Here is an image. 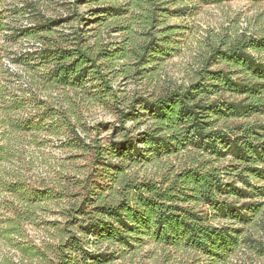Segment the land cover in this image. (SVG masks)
<instances>
[{
  "label": "trees",
  "instance_id": "trees-1",
  "mask_svg": "<svg viewBox=\"0 0 264 264\" xmlns=\"http://www.w3.org/2000/svg\"><path fill=\"white\" fill-rule=\"evenodd\" d=\"M88 2L96 6L93 44L57 32L80 17L77 13L47 17L38 12L37 0L14 6L15 17L0 11V33L33 45L8 57L7 43H0V223L5 238L42 264H113L134 257L145 240L186 256L179 264L222 262L243 243L264 253L263 241L234 227L255 221L264 227V185L254 183L264 178V122L235 121L264 108V34L243 31L212 43L196 82L131 100L132 111L147 116L150 127L112 145H92L83 136L84 106L107 100L119 106L112 80L146 78L177 32L167 17L189 8L177 7L178 0ZM19 16L26 24L16 23ZM111 29L120 33V41L105 43L103 33ZM23 65L45 67L37 85L60 92L58 97L33 93L29 81L19 83L16 93L14 85L28 74ZM91 82L104 84L108 96L90 95ZM118 111L124 129L126 122L140 118ZM42 133L68 134L65 142L90 154L93 170L33 182L11 167L19 154L13 142L23 145L29 134L35 142ZM227 156L232 164L225 166ZM149 164L155 166L153 175L136 171ZM49 205L59 209L62 221L38 222ZM37 223L49 233V242L14 243L13 236L25 240L26 224Z\"/></svg>",
  "mask_w": 264,
  "mask_h": 264
},
{
  "label": "rangeland",
  "instance_id": "rangeland-1",
  "mask_svg": "<svg viewBox=\"0 0 264 264\" xmlns=\"http://www.w3.org/2000/svg\"><path fill=\"white\" fill-rule=\"evenodd\" d=\"M21 1L5 0L0 2V11H2L3 16L11 15L13 7L20 4ZM80 1L37 0L38 12H41V15L54 18L66 17L74 13L79 14L80 17H76L71 23L60 26L57 32L62 33L61 31H64L63 33L71 35L73 37L71 40L76 36L84 37L86 41L93 44L95 39L93 35L98 33L92 15V10L96 6L88 0ZM182 5H187L189 10L180 15L173 14L167 17V24L175 26L177 32L171 39L168 50L157 56L155 58L157 61H154L148 68L147 77L139 78L135 75L129 79L118 77L112 80L111 84L121 97V104L117 106L111 100H107L105 102L89 101L87 106H84L86 133L83 136L87 137L88 143L108 146L112 145V142L123 140L125 135L137 136L138 133L150 127L151 122L141 112L132 111L133 108L130 107L132 99L142 95L157 96L171 88L188 87L191 83L196 82L198 74L206 67L209 60L212 43L232 40L237 33L243 31L255 35L264 34V0H178L177 7H182ZM11 17L15 16L11 15ZM83 18L85 21H82ZM18 19L19 22H16L18 24L26 21L20 16ZM37 20L38 17L35 16L33 21L36 22ZM112 30L104 31L105 43L120 41V33ZM3 41L7 43L8 57H11L13 52L21 49V47L33 49L32 43L24 46L21 40L10 39L5 33H0V43ZM213 67H218V64H214ZM21 68L26 69L28 74L23 75V78L14 85L16 93L19 90L17 87L20 85L19 83L29 81L33 84V93L37 92L51 98L58 97L60 92L42 90L39 89L40 85H37L41 73H46L45 67L33 69L23 65ZM87 86L90 95L99 93L103 97L108 96V89L101 82H91ZM88 97L92 99L91 96ZM118 109H125L126 112L132 111L133 116L140 115V118L137 121L126 122L124 129ZM235 121L263 123L264 108L257 115ZM126 129L130 130V133ZM36 138L38 140L35 139L34 142L29 134L25 144L19 145V143L13 142L19 154L15 163L11 165L15 169H20L23 175L29 177L33 182H42L44 179L52 181L61 177L71 178L77 176V173H88L93 170L92 167H89L90 154L84 155L65 142L68 139V134L53 136L42 133ZM230 159V156L224 158L222 162L225 166L232 164ZM172 160L176 161L175 158ZM229 169L233 170L234 168ZM136 171L141 175L146 173L153 175L156 170L153 164H149L136 168ZM254 183L264 185L263 176L254 179ZM78 191L77 189L73 190V194L78 193ZM56 220H63L60 217L59 209L55 205H49L38 222L48 223ZM224 222L222 220L221 223ZM2 227L4 225L0 223V264H42L40 260L31 257L28 250H20L13 246L1 232ZM234 227L243 228L245 235H250L264 242L262 224L255 221L247 226L234 225ZM25 230V240L13 236L15 244L41 246L50 241L49 233L39 223L37 225L26 224ZM145 242L146 244L138 250L134 257L126 256L116 260L113 264H179L182 260L187 259L181 254L162 250L147 240ZM199 261L195 264H264V253L253 250L248 243H243L238 250L231 253L222 262H211L206 259Z\"/></svg>",
  "mask_w": 264,
  "mask_h": 264
},
{
  "label": "built area",
  "instance_id": "built-area-1",
  "mask_svg": "<svg viewBox=\"0 0 264 264\" xmlns=\"http://www.w3.org/2000/svg\"><path fill=\"white\" fill-rule=\"evenodd\" d=\"M25 24H26V22H25ZM37 46H40V44L38 43V44H36Z\"/></svg>",
  "mask_w": 264,
  "mask_h": 264
}]
</instances>
